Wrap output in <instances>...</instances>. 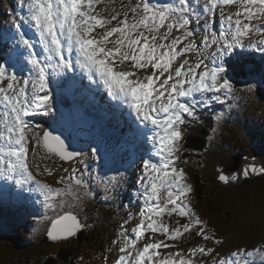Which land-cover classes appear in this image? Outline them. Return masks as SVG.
I'll use <instances>...</instances> for the list:
<instances>
[{"label":"snow or ice","instance_id":"1","mask_svg":"<svg viewBox=\"0 0 264 264\" xmlns=\"http://www.w3.org/2000/svg\"><path fill=\"white\" fill-rule=\"evenodd\" d=\"M116 5L117 0H17L11 29L0 37L10 45L0 55V179L38 194L45 209L53 211L69 200L93 197L92 181L104 199L115 196L125 173L93 177L86 163L98 162L105 144L94 142L86 152L30 119L54 113L52 82L73 80L68 74L79 69L88 81L83 87H102L106 94L119 131L117 145L151 144L130 159L139 171L142 204L112 241L118 245L114 264H264V245L217 253L216 246L225 241L209 233L192 207L193 187L180 166L189 163L182 159L187 126L200 122V111L211 102L223 105L241 91L224 75L225 57L236 49L264 54V0H175L164 5L119 0ZM254 87L249 86V94ZM223 115L216 114L215 121ZM56 161L69 165L55 181L60 187L39 178L54 176ZM240 175L264 176V166L247 162ZM217 178L228 184L238 176L218 169ZM173 216L174 227L166 222ZM137 217L138 223L127 228ZM84 227L77 215L64 213L51 221L47 236L66 241ZM193 234L202 243L182 248ZM104 260L107 264L106 256Z\"/></svg>","mask_w":264,"mask_h":264},{"label":"rangeland","instance_id":"2","mask_svg":"<svg viewBox=\"0 0 264 264\" xmlns=\"http://www.w3.org/2000/svg\"><path fill=\"white\" fill-rule=\"evenodd\" d=\"M150 2L153 4L164 5L175 3V0H163L164 4H162L161 0H159V2L151 0ZM116 6H119V0H117ZM100 7L102 8L103 5H100ZM17 10V0H0L1 34H5L11 29L10 19L12 14ZM214 27L217 32L220 30L221 26L218 19ZM24 29L28 33L29 37L33 39L35 38L34 34L28 28L25 27ZM196 38L200 39L201 34L198 33ZM37 50L39 51V49ZM247 55H262L264 57V54L255 50L236 49L232 54L225 57L224 62L234 60L236 63L240 57H246ZM245 62L246 64H249L250 59ZM224 67V75L226 78H228L230 82H232L233 85L241 91L237 92V99L235 100H230L223 105L216 102H211V104L217 106L218 110L214 109L217 113L228 112L236 117L234 128L232 127L234 122H229V120L233 119L228 115H223V119L219 123L215 121V115H200V122H197L198 124L203 123L207 119H213V123L211 125H213L216 129L215 133L206 131L207 134L202 135L208 144L206 149L207 151L204 152L199 161L205 164L198 165L199 167L195 165L193 166L192 163L194 162L192 160H188L190 156H187L189 151L186 148L184 151L185 153L182 154V159H187L189 163L187 165H180L185 168L188 175V182L193 187V192L190 197L192 207L206 223L209 233H212L216 238L225 241L223 245L216 246V251L220 255H226L231 250L236 248H247L251 250L259 245H264V184H262L264 182H262L260 178L254 179L255 177L253 176L252 179L254 180L250 182L251 184L249 187L247 186L237 189L232 188L236 192L230 193L225 191L222 184L215 179L216 164L219 162V160L217 162V159L220 158L223 161L222 166L225 165L226 168H229V166L233 163L232 160L238 158L235 151L237 152L241 147L246 152V155L244 156L245 162L248 161L253 163L254 160L256 165L261 167L262 164L255 160V158L258 157V159L264 164V72L262 74L260 73V75H249L250 78L238 81L231 76V72L227 68L228 66L224 64ZM21 75L26 76L27 72L21 73ZM80 77L82 81L81 83H78L75 78L73 80H68L67 77L62 78L59 86H61V88L64 87V91L67 90V96L73 100L76 110L86 111V107H81L82 103H84V100L82 99H86L87 104L90 100H92V110H94V108L103 109V113L107 116H103V118H105L110 125L105 120L103 121L115 130L114 132H111L115 134L117 139H120L116 121L113 118L112 112L108 108V103L104 104L103 102H100V98L98 96H94L95 93L103 91L102 87L97 90L96 86H92L95 90L92 91L93 93H88V88L82 86V84H88L87 78L83 77L82 74H80ZM55 83L57 84L59 81H55ZM53 85L54 83L52 82L51 87L53 90L54 107L57 105L66 106L68 98L64 96L62 99L60 92L57 93ZM250 85H254L255 87L249 94L248 89ZM78 88L80 91V100L76 101V95L71 94L69 89L76 91ZM84 93H88V95L81 99ZM105 102H107V100H105ZM89 104H91V102H89ZM209 108H211V106ZM106 109L109 110L108 114H106ZM125 111L126 114L127 110ZM58 117L59 113L55 110L50 116H38V119L37 116H34L30 119L33 123L36 122L37 119L38 123L34 124H38L42 129L46 130L48 125H53L54 123L51 122L56 120ZM44 120H46L45 123L42 122ZM191 127H193L192 123ZM187 129H189V125L187 126ZM234 129L237 131L239 130L240 134H234ZM60 130L65 133L70 142L74 145L76 144L77 133L66 132L61 128ZM186 133H188L187 130L185 132V136ZM196 133L201 135L199 130ZM237 135H240V139L236 138ZM209 136L213 137L211 141L208 139ZM90 142L91 143L83 144L84 151H89V145L96 141L95 139H92ZM102 143L107 146L105 154L98 162L92 159H86V163L89 167L93 165L97 169L96 172L92 171L93 177L98 176L100 178H108L111 177V174H116V170H113L114 167L110 159L113 156L115 158L117 148L115 146L112 147L109 141H103ZM127 163L128 159L121 156L119 159V167L131 168V166L127 165ZM55 167L56 174L54 176H42L39 178L47 183L52 180L53 183L51 185H53V187H60V185H57L55 181L60 175H64L62 168L69 167V165L61 164V162L56 161ZM197 174L200 176L199 178L196 177ZM138 175L139 171L135 167L131 173V176L134 177V179L132 178V181H130L129 176H124L121 184L119 185L121 187H117V190L119 191H117V200L115 199V196L111 199H104L100 186L95 181L91 182L92 191L95 195L93 197L85 198L82 201L86 204V212L82 215V217L85 219L86 224L84 228L87 230L86 233L91 232V234H93L92 237L95 238L97 242L91 249H78L77 254L68 260L69 264H105V256L107 257V260L109 258H113L110 262H107V264H114L118 255V245H114L112 241L116 239L117 233L121 231L120 225L124 224L126 218L130 215L136 217L139 207L142 204V200L138 198L139 194L142 192L137 179ZM199 181L206 184V188L203 189L206 191V193L203 194L205 197L203 201H200L196 197V195L198 196L197 192L202 191L195 188L198 186ZM254 182H256V184ZM207 183H211L212 185L210 186ZM0 190L10 191V197L12 199L9 201L11 204L9 211L16 216H19L10 223H5L3 219L0 222V231H4L6 235V238H2L0 248L2 244L8 245L9 247H4L2 252L0 250V264H47V259L50 257L57 258V248L61 247L59 250H63L65 249L64 246L72 247L73 249H77L79 247L73 246L75 245V241L78 236L70 238L64 242H57L54 244L43 242L44 235L51 226V221L60 214L67 212L74 211L75 214H77L74 207L75 205H78V202L69 200L64 208H57L53 211L51 209H45L43 199L38 194L23 192L17 189L14 184L5 182L2 179H0ZM130 191L135 192L129 197L128 194ZM123 194L126 198H124ZM1 195L2 194H0V196ZM33 197H35V201ZM117 203L120 207H118ZM28 204L31 205L30 208L28 207ZM176 220L177 217L173 216L171 220L166 222L169 223L170 226L174 227ZM37 221H39V223H37ZM94 221L101 222L104 225L109 224V228L101 226L100 224L97 226ZM184 222V220H180V223ZM136 223H138V217L131 220L127 224V228H132ZM82 231H84V229ZM17 234H19V240H26L22 241L28 246L26 250L22 251V249L18 246ZM199 243H202V241L199 237L193 234L187 241L182 242L180 246L182 248H187L190 245ZM109 248L112 250L108 251ZM81 257H83V259H81ZM55 260L59 264H64L60 263L58 259Z\"/></svg>","mask_w":264,"mask_h":264},{"label":"bare ground","instance_id":"3","mask_svg":"<svg viewBox=\"0 0 264 264\" xmlns=\"http://www.w3.org/2000/svg\"><path fill=\"white\" fill-rule=\"evenodd\" d=\"M151 1V0H150ZM153 1H157V2H159V0H153ZM161 2H162V4H164V2H163V0H161ZM27 28V27H26ZM24 31L26 32V30L24 29ZM2 35L3 34H1L0 33V37H2ZM6 51H7V46L4 44V42H3V40L2 39H0V55H4L5 53H6ZM239 59H242V60H244V62L246 61V60H248V59H250V63L248 64V66H254V64H257L259 67H260V69H261V74L264 72V57L262 56V55H258V56H256V55H247L246 57H244V56H242V57H240ZM224 64L225 65H227L228 67V69L230 70V72H232V70L234 71L235 69H237L238 67H237V62L235 63L234 62V60H228V61H226V62H224ZM246 64V63H245ZM80 71H79V69H77L76 70V74L74 73H69L68 74V76H74L75 77V79L77 80V82L78 83H81L82 81H81V77H80ZM260 75V74H259ZM231 76L233 77V75H232V73H231ZM234 78V77H233ZM69 80V79H68ZM69 83H71L70 81H68ZM53 83H54V85H53V87H54V89H55V91L58 93V92H60V94H61V96H62V99H63V97L65 96L64 94H63V92H62V90H63V88L64 87H62L61 88V86H59L60 85V81H59V83H55V81H53ZM77 86V85H76ZM79 87V86H78ZM93 90H95L94 89V87H92L91 89H89L88 88V93L89 92H92ZM69 91H70V93L71 94H75L76 95V101H78V100H80V96H79V94H80V91H79V88L75 91V90H72V89H69ZM93 93V92H92ZM67 97V96H66ZM89 100V99H88ZM76 104H78V103H76ZM218 110V108H217V106L216 105H214V104H211V108H208L206 111H207V113H209V112H215V115L217 114V112L215 111V110ZM126 110V109H125ZM124 110V112H126ZM200 114V113H199ZM239 123V122H238ZM237 123V124H238ZM192 124H194V127H191V124L189 125V129H187V132H188V134L190 135H193V133L194 132H197L198 130H200V129H202L201 128V126L197 123V122H193ZM205 131H210V132H212L211 130H209V129H204ZM234 134L236 133V134H240V132H239V130L237 131L236 129H234ZM190 135V136H191ZM236 138L237 139H240V135H237L236 136ZM253 138V137H252ZM255 138V137H254ZM119 140V138L117 139V137L115 136V134H114V137L112 138V140H110L109 142H110V144L112 145V147H116L117 148V150H116V155H115V158H114V156L110 159V161L112 162V164H113V170H116V174L115 175H112L111 174V176H119V174L121 173V172H123V173H125V175L126 176H129L130 177V181H132V178L134 179V177L133 176H131V173H132V171L135 169V167H132L131 166V168H120L119 167V159H120V157L121 156H124V157H126L127 159H128V163H127V165H129L130 166V159H136L141 153H143L144 151H145V149H151V146H150V144L149 145H146V144H144V145H140V144H137V145H123V146H118L117 145V141ZM262 142V141H261ZM73 146L74 147H76V148H78V149H82L83 150V142L81 143V141H76V144L74 145L73 144ZM235 153L238 155V158H236V159H234V160H232V165L231 166H229V168H226L225 167V165L224 166H222L223 165V162L222 161H219L217 164H216V173H215V179L217 180V181H219L218 180V178H217V170L218 169H220V170H222L223 171V174H225V175H228L229 177H231L232 175H234L233 173H232V170L233 169H235V171L236 172H238L239 171V173H240V170L242 169V167H244V165L248 162V161H246L245 162V155H246V152L244 151V149L241 147L240 149H238V151L236 152L235 151ZM239 153V154H238ZM255 160L256 161H258V162H260V164H262V166H264V164L258 159V157H256L255 158ZM231 163V162H230ZM253 163H255L254 162V160H253ZM255 165H256V163H255ZM257 166V165H256ZM258 167V166H257ZM109 175V174H108ZM253 176L255 177L254 179H256V178H261V180H262V182H264V176H260V175H250L249 177H244V176H242L241 175V177L244 179V180H248L247 181V183H246V185H244V186H242V187H249V185H250V182L252 181V180H254V179H252L253 178ZM238 180V179H237ZM237 180H235V181H237ZM231 181V180H230ZM222 185H224V186H227V187H235L231 182H229L228 184H224V183H222L221 181H219ZM119 187H121V186H119ZM242 187H240V188H242ZM235 189H237V187H235ZM118 190H116V193H115V199L117 200V194H118V192H117ZM124 191H125V189H124ZM127 191V190H126ZM135 191H130V194H133ZM123 196H124V194H123ZM124 198H126L125 196H124ZM117 202V201H116ZM117 205H118V207H120V205L117 203ZM114 209H116V208H114ZM110 210H112V209H110ZM67 213H71V214H74V215H77V217L81 220V222L85 225L86 223H85V219L82 217V214L81 213H78L77 212V214H75V212L74 211H71V212H67ZM85 214V213H84ZM83 214V215H84ZM15 218V217H14ZM95 222V221H94ZM96 223V225H98V223H101V222H95ZM101 225L102 226H106V225H104L103 223H101ZM107 227V226H106ZM82 233V230L81 231H79L75 236H73L72 238H74V237H77V236H79L80 234ZM69 240V239H68ZM43 242H46V243H49V244H54V243H57V242H64V241H56V242H54L53 240H50L49 238H48V236H47V233L44 235V239H43Z\"/></svg>","mask_w":264,"mask_h":264},{"label":"trees","instance_id":"4","mask_svg":"<svg viewBox=\"0 0 264 264\" xmlns=\"http://www.w3.org/2000/svg\"><path fill=\"white\" fill-rule=\"evenodd\" d=\"M236 62H237V67L238 68L235 69L234 71L232 70L231 73H232L234 79H236L238 81H241V80H244V79H248V78H250V76H253V75H256V74L259 75L260 72H261V69H260V67L257 64H254V66H248V64H245L246 62H244V60H242V59H238ZM86 95H88V93H84L82 95L81 99L86 97ZM82 100H84V99H82ZM198 108H199V106H198ZM207 109L208 108H204L202 111H200V115H202V116H207L208 114L215 115V112L207 113V111H206ZM212 121H213V119H207L203 123L199 124L201 126V128H202V129L199 130L201 135H199L198 133L194 132L193 135L190 134L191 135L190 136L188 133H186L185 139L183 141V149L185 151V149L187 148V150L189 151V154H187V156H190L188 158V160H192L194 162V163H192L193 166L194 165L198 166V165L205 164V163H201L199 161L201 156H203L204 152L207 151L206 149H207V144H208L207 141L205 140V138L202 135H206L207 134L204 129L211 130L212 128H215L213 125H211L213 123ZM102 125H103L102 129H105L104 126H106V128H109L106 125V123L103 122V121H102ZM192 126L194 127V124H192ZM82 142H83V144L87 143V141L84 138V136H83V138L81 140V143ZM184 151H183V154L185 153ZM218 160L222 161L220 158L217 159V162H218ZM90 168H91V170L93 172L97 171V169L93 165ZM196 177L199 178L200 176L197 174ZM52 183H53V181L50 180L49 184L51 185ZM254 183L256 184V182H254ZM207 184L210 185V186L212 185L211 183H207ZM262 184H264V183H262ZM222 187L224 188L225 191H228L230 193H235L236 192L235 190H233V189H235V187H227V186H224V185H222ZM195 188L197 190H202V191H198L197 192L198 196L196 195V197L200 201H203L205 199L203 194L206 193V191H204L203 189L206 188V184L201 182V181H199L198 186H196ZM212 193H214V192H212ZM128 196L130 197L131 194L129 193ZM4 200H6V199L4 198ZM74 209L76 210V212L81 213L83 215L86 212V204H84L83 202H79L77 206L75 205ZM66 210H69V209H66ZM98 224L101 225V223H98ZM106 226H107V228H109L108 227L109 224L106 225ZM86 231L87 230H85V228H84V231H82V233L76 239V241H75L76 243L73 246H79L77 249H73L72 247H67V246H64L65 249H63V250H59L61 247L57 248L58 249L57 250L58 251L57 258L50 257L49 259H47V264H59V263L56 262L55 259H58L60 261V263L69 264L68 260L70 258H73L77 254L78 249L85 248L86 250H88V249H91L92 247H94L96 242H97V240L92 237L93 234H91V232L86 233ZM3 237L6 238V235H5L4 231H0V243L2 242V238ZM17 238H18V246L22 249V251L26 250L28 248V246L22 242V241H26V240H24V239H22V241L19 240V234H17ZM4 247L9 248L8 245H3L2 244L1 248H0L1 252L3 251L2 249ZM36 251H38V250H36ZM51 258H53V259H51Z\"/></svg>","mask_w":264,"mask_h":264},{"label":"water","instance_id":"5","mask_svg":"<svg viewBox=\"0 0 264 264\" xmlns=\"http://www.w3.org/2000/svg\"><path fill=\"white\" fill-rule=\"evenodd\" d=\"M47 130H48V131H52L54 134H62L64 137H66L65 133L62 132V131L60 130L59 126H57V125L50 126ZM75 139H76V138H75ZM232 173H233L234 175H237V176H238V180H237V181H230L235 187L240 188V187L246 185V183H247L248 180H244V179L241 177L239 171L236 172L235 169H233V170H232Z\"/></svg>","mask_w":264,"mask_h":264}]
</instances>
